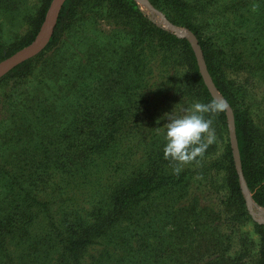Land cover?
<instances>
[{"label":"trees","instance_id":"obj_1","mask_svg":"<svg viewBox=\"0 0 264 264\" xmlns=\"http://www.w3.org/2000/svg\"><path fill=\"white\" fill-rule=\"evenodd\" d=\"M79 1L64 0L46 47L39 55L15 65L0 78L1 87L12 83L13 92L8 95L16 105L12 115L22 113L16 117V129L6 124L1 127L5 136L10 134L9 138L15 140L8 142L9 138H5L2 141L5 146L0 143V150L4 152L0 155V264H101V259H96L90 253L96 251L97 246L101 247V251L108 252L110 246L104 240L112 229L131 227L134 230L141 219L144 222L157 209L155 199L181 196L189 177L187 166L179 175L173 174L170 162L164 159L161 146L148 154L145 168L140 171V158L131 145L132 142L135 144L132 140L134 133L128 131L130 136L127 139L124 137L125 126L134 120L131 121L130 111L124 104L110 105L100 100L105 89L98 100L89 98L88 94L78 96L77 89L84 88L74 83L66 89L57 87L49 94L45 91L48 87L44 78L36 79L35 86L31 90L27 89L34 60L38 61L44 52L46 54L54 47L72 19ZM149 1L171 23L184 26L195 34L215 88L233 109L237 148L246 184L253 192V201L264 207V136L248 112L237 106L235 89L238 85L227 76L224 69L229 58L225 49L202 35L203 30L197 20L198 15L205 12L208 1ZM253 1L260 10L258 17H252L251 14H245L244 17L255 18L254 22H257L264 19V0H232L228 7L241 10ZM93 4L105 8L110 14L104 13L106 18L113 17L116 26L123 30L120 34L125 44L121 47L120 62L123 65L133 63V54L137 52L142 67L150 65L147 58L154 59L158 66L169 70L167 80L177 83V65L180 60L186 66V84L195 88L196 100L209 103L213 99L188 38L177 36L157 25L135 0H93ZM48 5L49 0L41 2L32 20L33 27L19 42L13 43L16 44L13 47L22 48L33 41L44 21ZM231 58L235 60L236 66H239L241 59L248 60L243 44ZM252 64H259V61ZM261 68L264 69V62ZM173 85L170 86L171 91ZM182 95L187 96V93H169L170 100L167 95L166 104L173 108ZM160 104V109L158 103L148 109L149 117L153 111L165 113L162 109L164 103ZM217 117L222 118L220 121L223 122L224 111L213 120ZM223 126L227 133L225 121ZM25 135L33 143L31 151L42 149L47 157L42 163V170L35 167L38 171L36 176L34 167L26 173V169L19 165L27 152L25 147L28 141L23 139ZM124 138L127 148L125 145L122 147ZM51 146H54L53 151ZM219 162L225 168L229 197L238 205L233 218H240L244 222L251 216L245 209L228 138ZM89 173L100 184L92 188L89 194L98 196V199H85L84 204H94L89 208L84 205L79 208L75 196L81 189V178L88 177ZM72 178H76L74 182L70 181ZM73 184H76V189ZM255 225L264 228V225ZM261 240L257 264H264V234ZM47 246L54 249L51 255L46 256L45 249L40 248Z\"/></svg>","mask_w":264,"mask_h":264},{"label":"rangeland","instance_id":"obj_2","mask_svg":"<svg viewBox=\"0 0 264 264\" xmlns=\"http://www.w3.org/2000/svg\"><path fill=\"white\" fill-rule=\"evenodd\" d=\"M42 1L0 0V61L8 57L13 48H15L14 53L40 37L44 21L32 42L22 48L13 47L16 45L13 43L19 42L33 27V17ZM52 1L49 0L45 17ZM207 1L205 12L198 15L199 20H197L202 27V35L225 49L229 58H227V66L224 64V69L227 76L238 85L235 89L237 106L248 112L259 132L264 136V69L261 68L264 62V19L254 22L255 18H247L250 14L252 17H258L259 7L253 1L250 2L249 9L247 8L249 6H246L241 10H232L228 7L232 0ZM135 2L157 25L175 33L168 28L165 19L180 30L191 31L184 26L171 23L150 1L149 3L162 16L151 11L141 1L135 0ZM104 13L110 15L105 8L94 6L93 0H80L74 8L72 19L54 47L46 51V54L44 52L43 57L38 61L34 60L32 75L26 87L31 90L35 86L33 84L36 79L44 78L48 87L45 91L51 94L57 90V87L60 90L66 89L74 83L84 88L77 89L78 96L88 94L87 96L94 100H98V96L105 89L100 100H105L104 103L110 105L124 104V107L130 111L131 121L134 122L125 126L124 137L127 139L130 136L128 131L134 133L132 140L135 144L131 143L134 146L132 150L140 158L139 166L142 172L148 154L156 147L161 146L163 149L165 147L164 133L156 128L170 122L165 116L166 113L175 110L179 114L182 108L189 107L197 101L194 97L195 88L186 84L184 75L186 66L180 60L177 65L179 77L177 83L171 79L167 80L169 70L158 66L154 59L147 58L150 65L142 67L137 52L133 54V63L123 65L120 62L123 51L121 47L125 45L120 36L123 30L116 26L113 17L110 16L111 18L108 19ZM245 14L248 15L246 18ZM244 20L248 21L243 22ZM242 44L248 54V60L241 59L239 66H236L235 60L231 57ZM41 51L31 58L39 55ZM200 52L206 65L201 47ZM256 61H259V64H252ZM171 84H174L172 91ZM12 88V83L5 87L0 85V143L10 137V134L4 135L1 127L6 124L16 129V117L22 114L12 115L16 106L8 96L13 92ZM172 92L176 95L187 93V96L182 95L183 97L176 100L175 106L170 108L166 104V96L168 95L169 101V93ZM219 95L223 98L220 93ZM223 99L227 102L225 98ZM161 102L164 103L162 109L165 113L153 111L149 117L148 109H151L155 103H158L160 109ZM107 107L109 108V105ZM224 115L223 122L220 121L222 118L218 117L213 120L212 127L215 129L217 140L208 147L200 165L187 166L189 177L187 182L185 179L186 185L181 196L155 199L157 209L151 212L144 222L141 219L139 224L134 226V230H131V227L112 229L104 240L110 246L108 252L101 251V247L97 246V250L90 253L96 259H101V264H257V253L264 228L256 226L255 223L260 225L264 223L255 221L250 215L241 184L245 209L251 218L245 219L244 222L240 218H233L238 205L229 197L225 184V168L219 162L227 138L229 142V122L225 111ZM224 121L227 133L224 130ZM125 138L122 147L125 145L127 148ZM23 139L28 141L25 147L27 152L19 165L26 169V173L34 167L36 176L38 171L35 167L42 170V163L47 157L42 149L31 151L33 143L27 135ZM13 140L15 138H9L8 142ZM2 146L5 145L2 143ZM53 148L54 146L50 147L52 151ZM3 153L0 150V155ZM52 154L54 155L55 152ZM89 174L79 182L81 189L75 196L79 208L83 205L89 208L94 204H84L85 199H98V196L92 197L89 193L92 188L100 184L94 175ZM75 179L72 178L70 181L74 182ZM72 186L76 189V184ZM247 189L255 217L264 220V207L253 201V192L248 186ZM40 249H45L47 256L52 254L54 248L47 246Z\"/></svg>","mask_w":264,"mask_h":264},{"label":"clouds","instance_id":"obj_3","mask_svg":"<svg viewBox=\"0 0 264 264\" xmlns=\"http://www.w3.org/2000/svg\"><path fill=\"white\" fill-rule=\"evenodd\" d=\"M226 108L225 101L213 98L209 103L194 101L179 114L175 110L165 114L170 122L156 129L164 133V159L170 162L174 175L188 165H200L208 147L217 140L213 118Z\"/></svg>","mask_w":264,"mask_h":264},{"label":"water","instance_id":"obj_4","mask_svg":"<svg viewBox=\"0 0 264 264\" xmlns=\"http://www.w3.org/2000/svg\"><path fill=\"white\" fill-rule=\"evenodd\" d=\"M139 1H141L151 11H154L157 14H159L160 16H162V14L159 11H157L149 3L148 0H139ZM63 2H64V0H53L52 1L51 5L47 11L45 20H44L42 33L38 39H36L29 46L24 47V48L14 52V53H12L8 57H6L2 61H0V76H2L4 73H6L9 69L14 67L15 65L35 56L37 53H39L48 44L50 37L52 35V32H53V28H54V25L56 22V18H57L59 9L62 6ZM164 21L168 25V28L170 30L174 31L177 36L186 37L190 40L192 47H193L195 57H196V60H197V64L200 68L204 82H205L210 94L212 95L213 98H217V99H221V100L225 101L219 95V93L216 90L214 83H213V81H212V79L208 73L207 67H206V65L202 59V55L200 52V46H199V43H198L196 36L191 31L180 30L178 27L170 25L165 19H164ZM225 113H226V116H227V119L229 122L228 128H229L230 148H231V151L233 154V159H234V163L236 166V171H237L238 176L240 178V184H241L243 193H244L246 201H247L249 213L255 221H257L259 223H264L263 219L261 220V219H257L255 217V214L251 208V198H250V194H249V191L247 189V186L245 184V180H244V176H243V172H242V165H241V161H240V158L238 155L237 141H236V136H235L234 114H233V111H232V109L228 103H227V108L225 110Z\"/></svg>","mask_w":264,"mask_h":264}]
</instances>
